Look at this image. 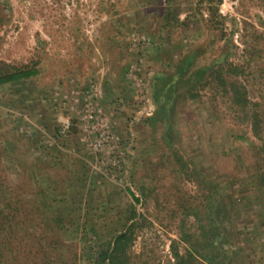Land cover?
Here are the masks:
<instances>
[{"label": "rangeland", "instance_id": "obj_1", "mask_svg": "<svg viewBox=\"0 0 264 264\" xmlns=\"http://www.w3.org/2000/svg\"><path fill=\"white\" fill-rule=\"evenodd\" d=\"M167 7L178 9L179 20L188 19L189 26L162 25ZM209 7L199 6V0H0V70L35 62L38 69L36 77L17 86L10 99L18 102L11 106L9 92L0 89L1 184H22L28 192L43 174L62 179L65 169L54 171L44 152L55 147L67 154L72 176L101 186L92 192L107 199L98 209L108 234L120 230L118 218L130 204L141 214L129 264H173L172 245L184 251L181 222L194 223L189 207L207 202L209 193L234 210L233 232L245 241L240 264H264V190L256 186L260 162L254 154L260 141L241 109L211 84L195 88L189 99L179 83L170 113L151 98L154 75L174 73L184 55H195L187 74L217 57L223 42L209 22ZM218 13L224 33L232 20L239 29L229 62L244 63L254 49L262 50L260 61L244 70L248 80L240 81L249 102L261 104L264 113V26L258 23L259 17L264 24V8L256 0H222ZM55 127L66 137L73 134L65 143L73 150L47 133ZM229 196L240 200L234 209ZM78 208L89 213L93 203L82 200ZM78 238V233L67 236L73 243Z\"/></svg>", "mask_w": 264, "mask_h": 264}, {"label": "trees", "instance_id": "obj_2", "mask_svg": "<svg viewBox=\"0 0 264 264\" xmlns=\"http://www.w3.org/2000/svg\"><path fill=\"white\" fill-rule=\"evenodd\" d=\"M221 1L199 0V6L203 3L208 6L212 4V7L208 8L209 22L217 25L219 39L223 42L217 57L209 64L187 74L194 66L195 55L194 53L184 55L175 64L174 73L167 75L159 72L154 75L150 85L151 98L159 110L170 113L178 97L176 92L179 83L186 87L185 93L189 99L194 97L195 88H204L210 84L226 91L230 103L241 109V116L248 122L252 136L260 141L258 149L254 152L260 162L256 186L259 190H264V113L259 109L261 104L249 102L247 86L240 81L248 80V74L246 75L244 70L251 61L254 64L260 61L262 50L254 49L244 63L229 62L235 48L231 43L232 37L239 29L235 20H232L233 25L229 34L223 32L224 19L218 13ZM256 1L264 8V0ZM161 20L162 25L169 28L187 27L190 24L188 19L179 20L178 9L169 7L166 8ZM258 23L264 26L259 17ZM242 37L245 43L250 41L246 34ZM36 65L37 62L31 67L6 66L0 70V89H7L10 94L7 105L11 106L16 101L10 97L19 90L17 86H23L26 81L38 75ZM254 72L258 73L256 69ZM14 87L17 90H13ZM163 116L165 118V114ZM47 133L59 141L63 149H72L65 144L66 141L68 143L73 139L72 133L66 137L60 134L58 127ZM41 137L40 134L35 135L36 139L41 140ZM47 150L44 152L46 164L50 163L49 166L54 171L65 169L66 174L62 179L56 177L51 179L47 174H43L44 180L32 181V189L30 187L31 190L28 192H24L25 187L22 184L20 188H14L5 180H3L5 186L0 182V192L6 193L2 201L0 199V264H129L130 250L136 238L137 227L140 226L141 214L130 204L123 217L118 218L122 223L120 230L108 234L106 222L99 217L98 209V205L106 204L107 199L95 198L93 195L101 186H96L91 181L88 188L87 176L71 175L74 163L70 161V156L55 147ZM179 161L182 162L180 157ZM76 180L80 183L71 184ZM9 187L13 188L10 190ZM85 189L86 196L83 194ZM126 191L134 203L139 202L128 188ZM204 197L207 202L203 200V204L189 207L190 215L194 216V223L186 226L182 221L180 224V241L184 251L180 252L172 245L173 264H240L241 259L238 261V258H242L243 250L240 243L244 245L245 241L241 233L233 232L234 227L230 223V218H234V210L228 209L226 202L219 199L215 203L209 193ZM229 198V204L234 209L235 201L240 200H236L234 196ZM82 200L87 205L93 203L92 212H89L93 216H89V221L85 219V215L89 213L78 210ZM196 213L202 215L203 220L199 221ZM71 233L79 234L77 242L73 243L67 239Z\"/></svg>", "mask_w": 264, "mask_h": 264}]
</instances>
